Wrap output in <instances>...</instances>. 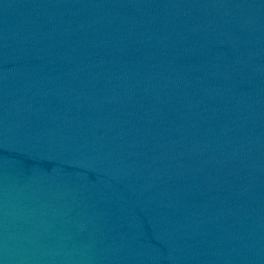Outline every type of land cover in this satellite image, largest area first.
Returning a JSON list of instances; mask_svg holds the SVG:
<instances>
[{"label": "water", "instance_id": "water-1", "mask_svg": "<svg viewBox=\"0 0 264 264\" xmlns=\"http://www.w3.org/2000/svg\"><path fill=\"white\" fill-rule=\"evenodd\" d=\"M0 264H264V0H0Z\"/></svg>", "mask_w": 264, "mask_h": 264}]
</instances>
